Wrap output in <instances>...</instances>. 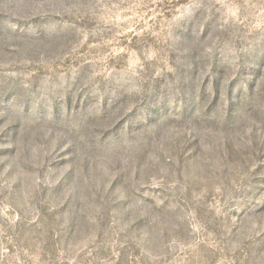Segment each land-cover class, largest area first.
I'll list each match as a JSON object with an SVG mask.
<instances>
[{
    "label": "rangeland",
    "instance_id": "rangeland-1",
    "mask_svg": "<svg viewBox=\"0 0 264 264\" xmlns=\"http://www.w3.org/2000/svg\"><path fill=\"white\" fill-rule=\"evenodd\" d=\"M0 264H264V0H0Z\"/></svg>",
    "mask_w": 264,
    "mask_h": 264
}]
</instances>
